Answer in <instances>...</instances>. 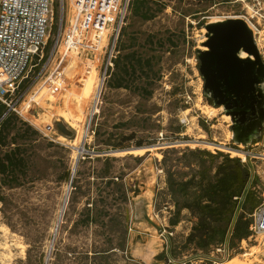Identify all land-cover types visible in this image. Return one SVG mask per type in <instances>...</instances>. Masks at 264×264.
<instances>
[{
  "label": "rangeland",
  "instance_id": "374dc122",
  "mask_svg": "<svg viewBox=\"0 0 264 264\" xmlns=\"http://www.w3.org/2000/svg\"><path fill=\"white\" fill-rule=\"evenodd\" d=\"M54 2L49 50L74 20L71 0ZM237 20L242 31L221 29ZM226 47L236 62L228 75ZM118 51L90 123L99 72L80 60L61 90L33 89L30 108L15 114L26 133L13 128L9 139L25 163L18 180L0 174V264H264V239L235 238L233 224L223 244L204 251L186 242L187 210L169 231L160 164L173 148L245 153L252 176L236 215L250 220V196L264 195V163L252 157L264 138V0L130 3ZM46 124L54 140L38 129ZM206 160L213 174L222 158ZM162 250L168 261L156 258Z\"/></svg>",
  "mask_w": 264,
  "mask_h": 264
},
{
  "label": "built area",
  "instance_id": "2783aa9c",
  "mask_svg": "<svg viewBox=\"0 0 264 264\" xmlns=\"http://www.w3.org/2000/svg\"><path fill=\"white\" fill-rule=\"evenodd\" d=\"M132 0H71L74 20L48 49L54 25V0H0V104L6 113L23 116L34 94L46 89L56 93L73 74V63L81 61L88 71H98L94 113L101 90L111 77L118 56V38ZM40 131L50 140L53 124ZM262 151L256 157L264 163ZM257 153V152H256ZM241 162L247 165V156ZM249 167V166H248ZM251 236L264 239V195L249 214Z\"/></svg>",
  "mask_w": 264,
  "mask_h": 264
},
{
  "label": "trees",
  "instance_id": "16d2710c",
  "mask_svg": "<svg viewBox=\"0 0 264 264\" xmlns=\"http://www.w3.org/2000/svg\"><path fill=\"white\" fill-rule=\"evenodd\" d=\"M137 1L139 0L131 1L132 5L134 6ZM126 58L128 60L130 56ZM119 64L120 58L117 56L115 66L119 68ZM233 67V65L227 67L229 74L233 73ZM123 69L128 73V63ZM115 86H123V81L117 79ZM16 117L15 113H6L5 107L0 104V174L13 180H18L15 172L25 163L20 145L14 141L15 139H9L13 128L17 133L22 130V135L26 133V129L17 126ZM180 152L181 154L177 155ZM208 157L222 158L215 166L213 174L210 165H206ZM160 164L166 175L169 203L173 206L171 209L166 205L171 215L168 219L169 231H173L181 223L182 213L187 210L192 219V226L186 242L193 243L197 249L204 251L223 244L232 224L235 238L242 239L251 235L249 229L251 218L247 219L243 213L236 215L238 199L252 176L250 168L242 163L239 157L232 158L220 151L213 154L197 147L184 150L173 148L164 151ZM180 166L187 168L188 171L186 173L178 171L177 167ZM5 184L11 186L12 180ZM250 197L248 216L261 202L255 195ZM165 254V260L168 261L170 258L166 250L157 254L156 258L161 259Z\"/></svg>",
  "mask_w": 264,
  "mask_h": 264
},
{
  "label": "water",
  "instance_id": "95a60500",
  "mask_svg": "<svg viewBox=\"0 0 264 264\" xmlns=\"http://www.w3.org/2000/svg\"><path fill=\"white\" fill-rule=\"evenodd\" d=\"M244 29V24L242 21H231L229 24L227 25H224L221 27V29H224L225 31H229V30H234L235 32H237L236 29H240L241 30ZM235 46L238 47V43H235ZM231 47H226V49L224 50V53L223 54H220V61L222 62V65L224 66L225 68V71L227 73V75L229 74V71H228V66H231V65H235L236 62L235 60L233 59V54L231 53Z\"/></svg>",
  "mask_w": 264,
  "mask_h": 264
},
{
  "label": "bare ground",
  "instance_id": "6f19581e",
  "mask_svg": "<svg viewBox=\"0 0 264 264\" xmlns=\"http://www.w3.org/2000/svg\"><path fill=\"white\" fill-rule=\"evenodd\" d=\"M241 49H243V48L241 47V48H239L238 50H236L235 54H236L237 57H239V56L237 55V53H238V51L241 50ZM244 50H245V49H244ZM245 51H246V50H245ZM205 111H206V112H209L210 110H209L208 108H206ZM239 151H240V150H239ZM229 152H230V151H229ZM241 152H242V151H241ZM234 154H236V156H238V157L241 158V159H242V158H243V159L246 158L245 153H243V152H242V154H239V153H234ZM64 203H65V202H64ZM63 206H64V205H63ZM256 251H257V250L252 249V251L249 253V255L255 253ZM247 256H248V255H247ZM226 264H241V263H238V262H236L234 259H232L231 261H229V262L226 263ZM249 264H250V263H249Z\"/></svg>",
  "mask_w": 264,
  "mask_h": 264
},
{
  "label": "crops",
  "instance_id": "0c3cea01",
  "mask_svg": "<svg viewBox=\"0 0 264 264\" xmlns=\"http://www.w3.org/2000/svg\"><path fill=\"white\" fill-rule=\"evenodd\" d=\"M183 221H185V220H183ZM188 222L191 223L190 221H188ZM162 251H163V250H162ZM162 251H161V252H162ZM158 254H159V253H158Z\"/></svg>",
  "mask_w": 264,
  "mask_h": 264
}]
</instances>
